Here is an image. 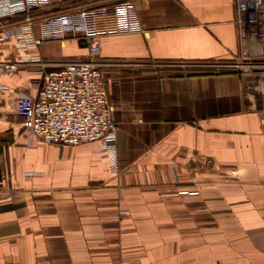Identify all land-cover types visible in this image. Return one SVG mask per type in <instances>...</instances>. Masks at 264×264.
Wrapping results in <instances>:
<instances>
[{
  "label": "crops",
  "instance_id": "1",
  "mask_svg": "<svg viewBox=\"0 0 264 264\" xmlns=\"http://www.w3.org/2000/svg\"><path fill=\"white\" fill-rule=\"evenodd\" d=\"M131 1L145 32L98 57L113 153L30 143L18 95L88 59L87 41L32 46L0 23V264H264V78L220 70L255 32L236 0Z\"/></svg>",
  "mask_w": 264,
  "mask_h": 264
},
{
  "label": "built area",
  "instance_id": "2",
  "mask_svg": "<svg viewBox=\"0 0 264 264\" xmlns=\"http://www.w3.org/2000/svg\"><path fill=\"white\" fill-rule=\"evenodd\" d=\"M71 1L74 0H0V23L21 18L4 23L3 38L38 46L43 40L81 37L87 41L89 52L86 60L68 62L63 69L46 73L37 97L20 93L16 112L24 119L31 144L33 139L65 146L100 143L102 149L113 153L118 147L119 128L98 60L102 41L109 36L143 34L145 27L131 0L64 9L63 5ZM52 7L55 9L46 10ZM236 7L240 25L262 26L264 0H236ZM35 25L43 29V38H35ZM220 68L264 78V47L257 52L249 43L235 65ZM14 69L12 64L1 68Z\"/></svg>",
  "mask_w": 264,
  "mask_h": 264
},
{
  "label": "rangeland",
  "instance_id": "3",
  "mask_svg": "<svg viewBox=\"0 0 264 264\" xmlns=\"http://www.w3.org/2000/svg\"><path fill=\"white\" fill-rule=\"evenodd\" d=\"M57 8V7H56ZM54 10L55 7H52V8H49V9H46V10ZM264 17H262V22L264 24V20H263ZM254 26L253 24H250L249 27L252 31L255 32V34L253 35L254 37V40L252 42V48L254 50H256L257 52L261 51V47H264V43H263V39H264V36H262V34L264 35V25L262 27L263 30H261V32L259 31V28L257 29L258 25L254 26L255 28L253 29ZM262 33V34H261ZM263 43V44H262ZM239 59V58H238ZM238 60L235 61V63H233L234 65L237 63ZM154 66H163L165 65V63H153Z\"/></svg>",
  "mask_w": 264,
  "mask_h": 264
},
{
  "label": "trees",
  "instance_id": "4",
  "mask_svg": "<svg viewBox=\"0 0 264 264\" xmlns=\"http://www.w3.org/2000/svg\"><path fill=\"white\" fill-rule=\"evenodd\" d=\"M84 4H88L86 2H83L82 0H74L71 2H67L63 5L64 9H68V8H74V7H78L80 5H84ZM59 10H55L54 12H57ZM23 18V17H22ZM21 18H17V19H10V22H18Z\"/></svg>",
  "mask_w": 264,
  "mask_h": 264
}]
</instances>
